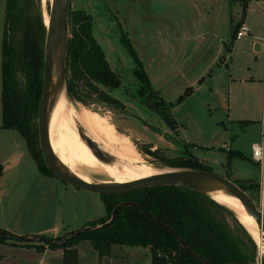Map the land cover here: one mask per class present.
<instances>
[{
	"label": "rangeland",
	"instance_id": "rangeland-1",
	"mask_svg": "<svg viewBox=\"0 0 264 264\" xmlns=\"http://www.w3.org/2000/svg\"><path fill=\"white\" fill-rule=\"evenodd\" d=\"M51 1L33 0L30 12L32 27L36 34H38L39 28L38 17L42 15L45 22L46 11L49 13ZM173 1L71 0V8H85L93 15L94 34L103 45L112 68L120 75L122 80L120 86L107 84H100V86L111 95L122 100L124 106L117 107L98 98L96 94L86 95V88L83 90L85 94L81 93V99L71 97L68 94H66V98L75 105L76 109L86 108L105 116L113 124L120 137H127L131 141L134 148L143 155L148 166L156 168L170 167V165L165 164L166 160L185 154L188 149H191L213 171L228 175L237 183L245 186L247 192L256 202L264 206L262 201L264 198V174L261 173L260 167L256 163L257 160L253 158L249 147L252 138H257L260 142H263V123L262 126L253 124L241 126L238 123L231 125V133L238 135L239 145L245 147L248 158L234 156L229 160L227 152L223 153L218 150L209 153L208 151L197 150L193 146L190 147L183 140L182 136L184 134L180 128L178 131L176 128H172L171 124L148 104L146 98L139 99L133 95L137 93L139 81L133 73L135 61L125 46L122 34H127L139 55L141 53L142 56H140L148 63L149 68L157 70L159 63L165 64L167 51L171 50L173 52L175 43H178L179 31L177 32V30H180V23L184 24L186 18V20H193L197 16L193 10V7H195L193 0H176L181 1L182 12L179 13L177 12L178 3H172ZM6 2L7 0H0V91L2 89V39L5 28ZM228 2L229 11L233 13L235 21H238L240 14L243 12L242 1L229 0ZM251 3L254 4L253 1ZM22 33L23 27L21 26L14 36L16 45L21 44ZM149 47H156L159 52L152 55L148 52ZM160 58L162 59L159 61ZM190 62H192V58L187 60L186 66ZM17 79L19 86L24 89L26 84L24 74L19 71ZM182 92L183 90L180 89L177 94ZM195 100L194 97L189 102L183 103L178 111L190 115V112L194 109ZM0 121H2L1 114ZM37 121L38 118H36V123H38ZM0 130L4 129L0 128ZM12 131L19 134L16 129ZM3 139L0 136V143ZM22 140L25 142L24 152L30 164H32L34 172L39 173L35 159L27 148L26 141ZM25 162L24 158L23 164ZM79 170L89 175L93 180L111 179L108 174L98 170L95 171L85 167H79ZM49 176H52V178L44 179V181L40 179L35 182L31 181L24 184V186L13 187L11 185L9 187L8 190L11 191V194L7 196V200H10L9 204L15 210H19L22 215V217L14 219L15 224L17 223V225L25 228L44 226L52 229L44 235L52 236L56 233L60 236L61 234H70L73 230L76 231L107 213L99 193L72 187L73 185L60 181L55 175ZM257 182L261 183L260 189L257 185H250ZM65 184L67 188H65ZM26 214H28V217H26ZM221 216L226 218L243 248L248 253L252 252L251 239L241 228L236 217L227 211L221 213ZM254 240L257 245V255L261 252V249L259 242L255 238ZM76 245L79 248V264H152V250L148 245L113 244L111 254L105 256H100L98 249L93 246L90 239H82ZM49 248L50 251L45 254L44 264H63L64 248L62 246H50ZM34 250L0 242L2 260L12 264H35L36 260L39 262L42 253ZM33 252L38 253L36 255Z\"/></svg>",
	"mask_w": 264,
	"mask_h": 264
},
{
	"label": "trees",
	"instance_id": "trees-1",
	"mask_svg": "<svg viewBox=\"0 0 264 264\" xmlns=\"http://www.w3.org/2000/svg\"><path fill=\"white\" fill-rule=\"evenodd\" d=\"M231 1V0H230ZM244 10L247 0H241ZM33 0H7L5 10V28L2 39V117L1 126L17 129L27 141L28 148L35 158L40 171L52 174L48 168L40 144L38 118L39 101L43 90L44 43L47 25L42 15L38 17V34L32 27L30 7ZM50 12V9H49ZM70 31L67 57L68 95L81 99L86 88L87 94H96L98 98L117 107L124 102L104 90L100 84L120 86V75L112 68L105 49L93 31L94 17L85 8H70ZM23 27L21 44H15V33ZM236 30L231 40L235 39ZM123 41L132 55L135 65L133 73L138 79L137 93L133 95L145 99L151 95L163 118L176 128L172 107L190 93L188 87L175 101L166 100L154 88L134 44L122 34ZM26 78L24 89L19 86L17 73ZM85 94V93H83ZM38 122V121H37ZM240 153L238 150H230ZM173 167H191L213 170L191 149L185 154L165 161ZM3 166L0 164V177ZM53 175V174H52ZM241 185V184H240ZM256 186L257 183H251ZM244 189L245 186L241 185ZM101 198L107 213L89 224H98L111 217L113 208L123 200H133L141 204L152 215L174 228L197 253L213 264H225L231 261H255L257 245L253 236L233 214V212L210 196L197 190L178 185H154L124 193H102ZM227 211L239 221L241 228L252 242V252L248 253L236 238L231 226L221 213ZM73 230L72 232H74ZM71 233V232H70ZM67 234L54 237L61 240ZM8 237L0 236L1 240ZM90 239L98 249L100 256L111 254L113 244L148 245L152 250V264H169L168 258L160 252L168 253L174 264H206L186 250L173 232L153 220L136 205H124L117 210L115 219L103 226L85 230L67 238L61 243L47 242L49 246L64 248L63 264H79L77 243ZM13 242L35 245L43 248L44 242H26L13 239ZM173 250L177 254L173 255ZM0 264H9L2 263Z\"/></svg>",
	"mask_w": 264,
	"mask_h": 264
},
{
	"label": "crops",
	"instance_id": "crops-1",
	"mask_svg": "<svg viewBox=\"0 0 264 264\" xmlns=\"http://www.w3.org/2000/svg\"><path fill=\"white\" fill-rule=\"evenodd\" d=\"M228 1L193 0L195 4L193 10L197 16L193 20H186V18L184 24L180 23V30H177L179 31L178 43H175L173 52L166 50L165 64L159 63L157 70L149 68L148 63L141 57V53L140 57L154 88L166 100L175 101L181 94H177L180 89L184 92L186 88H191L190 93L180 102H176L171 109L176 120V130L180 128L183 131V140L197 150L209 153L218 150L227 152L231 160L234 156L248 158L245 147L239 145L238 135L231 133V125L238 123L241 126L251 124L262 126V123L264 124V0H247L245 10L242 3L243 12L238 21H235L233 13L229 11ZM175 2L178 3L177 12H182L181 1L174 0L172 3ZM238 22L246 23L250 31L232 41V32L236 30L235 25ZM148 52L155 55L159 51L156 47H149ZM190 58L192 62L186 66ZM194 97L196 100L190 115L178 111L183 103L189 102ZM0 114L2 116L1 91ZM2 121H0V128L4 130H0V136L4 139L0 143V164L3 166L0 177V228L20 236L45 234L52 229L44 226L25 228L15 224L14 219L22 215L19 210H15L9 204L10 200H7V196L11 194L8 190L11 185L16 187L39 179L44 181V179L52 178L49 176L52 174L40 171L36 160L39 173L34 172L24 152L25 142L22 139L25 140V138L20 132L19 134L13 132L15 128L2 127ZM262 141L260 142L257 138L250 140L249 147L252 155L255 144L263 143L264 147V140ZM230 150H238L240 153L232 151L230 154ZM24 158L26 162L23 164ZM256 163L264 174V162L257 160ZM257 187L261 188L260 182H257ZM65 188H67L66 184ZM100 199L103 202L101 195ZM262 201L264 203V198ZM52 236L56 237L59 234L55 233ZM12 240L13 238H8L0 242L40 251L42 258L39 262L36 260L35 264L45 263V254L50 251L47 243L39 249L35 245H26ZM2 257L0 252V262L12 264L8 261L4 262Z\"/></svg>",
	"mask_w": 264,
	"mask_h": 264
},
{
	"label": "water",
	"instance_id": "water-1",
	"mask_svg": "<svg viewBox=\"0 0 264 264\" xmlns=\"http://www.w3.org/2000/svg\"><path fill=\"white\" fill-rule=\"evenodd\" d=\"M71 0H52L50 3V20L47 25L45 44H44V66H43V90L39 101L38 108V130L39 144L45 159V162L52 172L60 180L71 184L75 187L102 193H124L132 190L142 189L154 185H178L191 188L202 192L215 199L225 207L230 209L233 214L241 221L239 214L235 209L221 202L215 195V191H223L238 198L247 212L256 220L258 225L264 231V206L256 202V200L244 189L239 183L231 179L227 175L220 174L213 170L191 168V167H166L160 169L155 174L134 179L131 181L118 182L113 179L105 180H87L62 162L58 154L55 152L50 139L49 123L51 113L57 99L63 94H68L67 90V57L70 31V13ZM240 23L235 25L237 27ZM148 104L151 105L161 116L162 113L151 95L146 97ZM87 142L100 157L107 154L101 148V145L91 137H87ZM124 205H136L142 211L147 213L153 220L162 224L175 234L180 244L190 253L204 261L206 264H213L210 260L195 252L187 243V241L166 222L152 215L141 204L133 200H123L119 202L112 210L111 217L98 224H88L82 228L66 235L61 240H57L52 236L44 234L20 236L13 234L7 229L0 228V236L19 239L26 242H52L61 243L67 238L78 234L79 232L97 228L112 222L115 219L117 210ZM248 230V229H247ZM225 264H256L254 261H231Z\"/></svg>",
	"mask_w": 264,
	"mask_h": 264
},
{
	"label": "bare ground",
	"instance_id": "bare-ground-1",
	"mask_svg": "<svg viewBox=\"0 0 264 264\" xmlns=\"http://www.w3.org/2000/svg\"><path fill=\"white\" fill-rule=\"evenodd\" d=\"M49 20L50 16L46 11L45 23L48 24ZM49 134L51 144L62 162L87 180L93 179L81 172L79 167L106 173L118 182L131 181L166 170L148 166L131 141L127 137H120L105 116L86 108L76 109L63 94L57 99L51 113ZM87 137L97 141L108 155L103 158L97 155L88 144ZM214 195L237 211L249 233L259 242L264 256V231L242 202L223 191H215Z\"/></svg>",
	"mask_w": 264,
	"mask_h": 264
},
{
	"label": "built area",
	"instance_id": "built-area-1",
	"mask_svg": "<svg viewBox=\"0 0 264 264\" xmlns=\"http://www.w3.org/2000/svg\"><path fill=\"white\" fill-rule=\"evenodd\" d=\"M250 31L249 26L241 22L237 27H236V34L235 38H240L246 33ZM253 156L256 160L260 162H264V147L263 143L255 144L254 149H253ZM160 254L165 255L168 258V263L169 264H174L173 260L170 258L168 253L160 252ZM177 254L176 250H173V255ZM256 264H264V256L262 252L256 255V259L254 261Z\"/></svg>",
	"mask_w": 264,
	"mask_h": 264
}]
</instances>
